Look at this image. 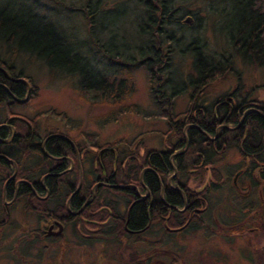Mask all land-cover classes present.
Here are the masks:
<instances>
[{
  "label": "flooded vegetation",
  "instance_id": "obj_1",
  "mask_svg": "<svg viewBox=\"0 0 264 264\" xmlns=\"http://www.w3.org/2000/svg\"><path fill=\"white\" fill-rule=\"evenodd\" d=\"M152 8L161 11V6ZM185 18L188 25L194 24L191 13ZM138 27L140 32L145 25ZM123 40L126 58L132 59L127 53L128 41ZM152 42L153 53L147 58L155 63L160 45L155 37ZM146 48L142 44L137 50ZM114 52L111 61L121 64L117 58L123 53L118 43ZM2 70L10 85L0 82V87L12 100L0 106V254L5 264H198L187 263L177 248L182 247L181 240L198 231L206 253L214 250L222 254L220 264H231L227 260L230 253L235 255L232 264H264V133H252L248 120L242 122L248 112L264 120V94L243 89L239 80V85L208 91L209 100L198 102L192 95L191 109L195 104L204 111L216 106L237 123H219L212 134L214 122L204 117L203 130H198L203 147L197 148L195 160L185 156L194 144L193 134L185 131V138L172 143L163 138L161 148L144 147L143 143L142 149L138 143L143 156L138 180L118 182L111 172L116 167L108 172L103 165H95L97 154L93 159L87 157L93 152L80 150V143L68 135L59 130L38 132L37 121V131L31 132V118L13 115L11 104L29 103L30 87L24 97L16 95L11 81L17 72ZM152 74L154 78L169 75ZM155 91L159 93L157 88ZM169 91L164 89L166 95L178 90ZM17 119L30 132H18L21 124ZM188 125L194 126L192 121L185 123ZM222 127L238 132L226 135L219 132ZM246 129L250 147L244 149L234 140H243ZM65 143L68 154L63 152ZM111 143L107 141L98 150L106 149V155L116 153ZM128 145L121 143L120 151L126 152ZM146 149L167 156L166 182L161 177L164 173L156 170L159 159L151 153L145 156ZM18 156L30 160L40 156L44 161H37L22 177L18 176ZM213 170L217 177L210 176ZM196 171L204 172L199 181L192 180ZM137 203H144L146 217L134 226L131 211Z\"/></svg>",
  "mask_w": 264,
  "mask_h": 264
},
{
  "label": "rangeland",
  "instance_id": "obj_2",
  "mask_svg": "<svg viewBox=\"0 0 264 264\" xmlns=\"http://www.w3.org/2000/svg\"><path fill=\"white\" fill-rule=\"evenodd\" d=\"M85 1L87 0H25V3L32 9L33 16L37 14L54 24L74 51L85 57L95 75L100 74L110 82H122L125 93L115 99L98 98L96 95L93 99H82L78 95L79 84L76 74L50 70L35 57L19 51L12 53V50L8 49L6 53L3 50L2 54H6L10 66L14 67L15 71H23L25 75H30L38 88L36 94H32L33 98L29 103L11 104L9 108L11 113L27 118L38 115V132L59 130L81 146L87 145L91 149V144L96 142L103 144L119 137L127 138L126 141L135 138L140 146L144 143V147L161 148L163 132L167 130L168 125L165 118L158 116L166 105L159 106L154 103L153 92L156 89L154 76L152 72L146 71L145 64H137V62L133 65L124 64L129 59H126V48L122 45L123 37L128 41L127 53L132 59L137 60L138 57L135 47H140L142 44L150 46L151 35L149 34V37L147 33L141 30L139 32L138 27L139 17L144 11V0H90L92 10L94 8L97 11L98 17V20L96 18L92 22V34L89 30L91 27L83 14ZM181 2L186 3L187 6L182 7L178 12L184 14L183 20L191 13L196 15L197 21L188 28H185L186 24L165 26L166 31L163 32L164 35H170V43L166 42L172 48L171 60L167 65V71L164 72L170 75L171 80L163 87L167 91L178 90L175 93L173 113L184 112L191 108L192 95H196L198 102L209 100L208 91H221L232 85H239V80L244 85L243 89L253 88L254 91L264 94V68H256L243 62L239 57L232 56L231 48L226 44L229 41L228 34L232 32L231 25L236 22L238 15L232 13L228 18L230 20H222L219 25L214 17L211 19L207 13L209 10L204 7L201 0H181ZM255 5L264 12V0H255ZM125 6L127 10L130 9L127 13L132 14V19L139 13L136 22L129 19V21L116 20L107 26L100 23L107 10L118 11ZM177 8V3L167 5L165 11H175ZM188 11L189 14H186ZM10 17V13H4V18ZM192 40H198L196 45L199 46L206 42L201 51L202 56L207 57V60H222L223 56L231 55V70L225 72L221 78L210 80L212 84L199 92H195L194 83L191 82L189 85V79L191 81L197 74L192 62L194 48L189 45ZM97 41L100 44H97ZM117 43L120 53H123V57L117 59L122 64L112 63L108 59L111 56L101 50L105 49L111 54L116 51ZM158 45H161V42ZM130 106H137L140 111L138 113L131 111ZM141 148L143 149V146ZM201 240L199 231L189 234L187 240L186 238L181 240L179 244L182 247L177 248L182 258L187 263L220 264L219 258L222 254L214 250L206 253ZM86 255L84 253L82 256L86 257ZM234 259L235 255L230 253L227 260L232 264ZM4 262L5 259L0 254V264H5Z\"/></svg>",
  "mask_w": 264,
  "mask_h": 264
},
{
  "label": "trees",
  "instance_id": "obj_3",
  "mask_svg": "<svg viewBox=\"0 0 264 264\" xmlns=\"http://www.w3.org/2000/svg\"><path fill=\"white\" fill-rule=\"evenodd\" d=\"M177 1L178 2H176V0H144V11L139 17L138 25H140V23L145 25V27L142 28V32L145 34L147 33L149 37L151 35V45H146L147 48L144 51L138 49V53L140 58L143 60V65H146L145 69L147 72L167 71V65L171 60L170 56L172 53V48L168 45V42H166L171 40L170 35H164L163 33L164 30L166 31L165 26L186 24L182 18V14L178 13L182 7H187L186 3H182L181 0ZM201 2L204 4V7L209 10L210 13H207L210 15L211 19L214 17L217 22H219V25L222 20H230L228 18L231 17L230 15L232 13L238 15L236 22L231 25L232 32H229V41L226 44L230 46L232 56L239 57L243 62L255 66L256 68H264V12L260 10L258 5H255V0H201ZM176 3L178 5L177 10L168 12L165 11V7L167 5H175ZM155 5L161 6V11L153 9L152 6ZM83 8L84 17L88 21L89 27H91L92 22L96 18L98 20L96 14L97 11L94 10V8L92 10L90 0L85 1V6ZM31 10L32 9L26 6L25 0H0V82L10 85L9 80L2 74V68L9 72H16L8 63L5 57L6 54H2L3 50L6 53L8 52V49H11L12 53L19 51L21 53H26L31 57H35L36 59L42 61L44 65H46V67L50 70L64 72L67 74H76L78 76L79 84L77 89L78 95L82 99H93L95 95L98 96V98L108 99L113 97L112 99H115L118 98L119 95H123L125 93L122 82H110L100 74L95 75L93 68L87 62L85 57L74 51L73 47L66 41L65 37L58 31L54 24L37 14L33 16L31 14ZM128 10L130 11V9ZM128 10L126 6L122 10L120 9L118 11L114 9L107 10V13L104 14L100 23L104 26H107L109 24H113L116 20L129 21V19H132V14L129 15L127 13ZM6 12L11 14V17L8 19L4 18V13ZM138 15L139 13H137L132 19L133 22H136ZM154 15H158V17H155ZM193 17L194 21H197L196 15H193ZM189 26H192V24H186L185 28H188ZM89 30L92 34V27L89 28ZM153 36L157 40L158 44L161 42L160 49L156 51L157 61L155 63L148 60L147 58L148 56H152L153 53ZM196 43L198 44V40H195L189 44L194 48L192 50V62L194 65V70L197 73L196 77L191 79V81L189 79V85L192 82L196 85L194 88L199 89L207 83H210V80L219 77L221 78L225 72L231 70V55L223 56L222 60H207V57L205 58L202 56L201 51L202 46L204 47L206 42H203L204 44L200 46L196 45ZM97 44H100L99 41H97ZM101 50L108 56L113 57L114 55L117 57L115 52L112 55V53L109 54V52L105 49ZM108 59L110 61L112 60V58ZM124 61L125 60L123 59L122 62L124 63ZM136 62L137 64L140 63L136 59H129L126 60L124 64L133 65L134 63L136 64ZM6 66H10L9 69ZM14 76L16 79L12 80L11 83L16 87V95L24 97L27 87H30V97L36 94L38 88L34 79L30 75H24L23 71H17L16 75ZM168 77L169 75L159 76L157 77L158 81L157 78H154V81L156 82V88L159 91V93L156 91L153 92L154 103L158 104L159 106L166 105V107H163L162 111L158 114V116L164 117L168 123V129L164 132L163 138L165 142L172 143L173 139L180 140L185 138L184 131L189 135L193 134L190 137L193 136L194 144L189 145V148L185 152V156L187 159L190 157L195 160L197 148L203 147L201 144L202 137L199 136L201 134L198 132V130H203L204 117H207L210 119V121L214 122L212 127L213 130L211 132L212 134L215 133V127L219 123L236 124L237 122L234 121L232 115H224V110L218 111L216 106H209L207 107V110L204 111L201 106L195 104L192 109L189 108L184 112L173 113L172 109L175 93L166 95L163 88V85L167 83L166 79ZM198 83L201 84L198 85ZM11 101V97L5 94L4 88L0 87V106L6 105ZM130 110L134 112L136 111L137 113L140 111L137 106H130ZM187 116L188 118H186ZM222 117L223 120L220 122L219 120ZM37 118L38 116H35L30 119L32 125L31 132L37 131ZM17 120V123L21 124L18 125V132H30V130L20 122L21 119ZM190 121H192L194 126L188 125L185 127V123ZM246 121L247 125H250L252 133H259V130L264 133V120L260 115L254 114L253 112H248L244 116L242 122L245 123ZM219 132H224L227 135V133L234 134L238 131L228 130L226 127H222ZM249 132V129H246L245 133H247V136L244 137L240 142L234 140L235 143L244 149L249 148ZM168 134L170 135L168 136ZM230 141L233 140L230 139ZM123 142H125L123 139H117L111 143L117 148L116 153L115 151H111L109 155H106L104 154L106 149H101L99 161H95V165H103L108 172V169H112L111 167H116V169H112L111 171L113 173L112 179L115 181H136L139 178L143 156L140 154L138 143L135 146L133 145V142H135L134 139L131 141L129 149H127L126 152L120 151L121 148L119 145ZM97 145L98 144L95 146ZM101 146L102 145H100V147ZM98 148L99 147H97V149ZM79 149L86 150V147L80 146ZM63 152L64 154H68L67 143L63 144ZM150 153L153 157H157L159 159V162H157L159 167L156 170L158 172L164 173V169L166 167H170L167 161V156L161 154L156 156L157 151H153V149H146L144 152L145 156H148ZM95 155L96 151L91 155L87 154V157H91L93 159L95 158ZM37 161L42 163L44 160L41 159L40 156L36 158L33 157V160H30L29 156H18V176L24 177L28 175L34 168ZM195 163L199 164V161H195ZM186 164L189 165L188 160L186 161ZM191 164H194V162ZM168 173L169 172L161 175L164 182L167 181ZM203 174V171L194 172L192 180H201ZM209 174L211 177H217L218 172L213 170L209 172ZM131 212L132 216L130 221L134 222V226L141 225L146 217L144 203H137L132 208ZM54 260H57V256L54 258Z\"/></svg>",
  "mask_w": 264,
  "mask_h": 264
}]
</instances>
